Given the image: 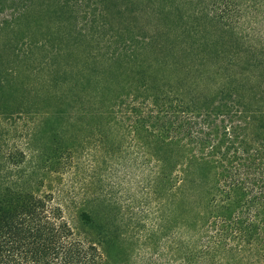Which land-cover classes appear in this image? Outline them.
<instances>
[{"label":"trees","instance_id":"trees-1","mask_svg":"<svg viewBox=\"0 0 264 264\" xmlns=\"http://www.w3.org/2000/svg\"><path fill=\"white\" fill-rule=\"evenodd\" d=\"M243 1L211 0L210 29L182 49V63L143 69L146 91L130 103L104 98L95 113H60L50 149L21 152L31 160L13 166L14 178L0 166V264H123L129 244L107 215L80 193L46 189L50 176L78 169L64 136L79 121L113 149L123 130L148 162L150 234L165 239L147 264H264V0H247L253 10ZM74 202L87 228L78 234L65 211Z\"/></svg>","mask_w":264,"mask_h":264},{"label":"rangeland","instance_id":"rangeland-1","mask_svg":"<svg viewBox=\"0 0 264 264\" xmlns=\"http://www.w3.org/2000/svg\"><path fill=\"white\" fill-rule=\"evenodd\" d=\"M211 4V0H0V166L6 167V175L14 178L13 166L21 170L25 159L31 160L21 158L27 148L52 147L58 121L54 116L95 113L104 98L114 100L116 107L126 105L132 94L146 91L140 72L160 74L164 62L182 63V49H192L193 40L213 25ZM250 5L247 0L242 3L253 10ZM245 27L240 31L244 33ZM39 118L43 121L37 129ZM82 126L79 121L64 136L77 148L78 169L69 176H50L46 189L61 190L64 199L80 193L83 204L120 228L129 244L122 253L123 264H147L165 239L164 231L157 243L150 234L156 212L148 162L136 155L123 130L115 143L120 148L113 149ZM138 162L145 167L142 174ZM65 207L74 232L85 231L78 217L81 206L74 202Z\"/></svg>","mask_w":264,"mask_h":264}]
</instances>
